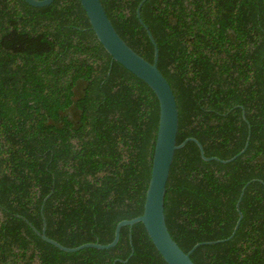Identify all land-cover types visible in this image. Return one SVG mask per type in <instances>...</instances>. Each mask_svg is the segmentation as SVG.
Segmentation results:
<instances>
[{
  "label": "trees",
  "instance_id": "obj_1",
  "mask_svg": "<svg viewBox=\"0 0 264 264\" xmlns=\"http://www.w3.org/2000/svg\"><path fill=\"white\" fill-rule=\"evenodd\" d=\"M153 59L140 0H101ZM140 16L178 107L166 224L196 264H264V0H144ZM158 100L112 59L80 0H0V264H167L142 222ZM242 191V195L241 194Z\"/></svg>",
  "mask_w": 264,
  "mask_h": 264
},
{
  "label": "water",
  "instance_id": "obj_2",
  "mask_svg": "<svg viewBox=\"0 0 264 264\" xmlns=\"http://www.w3.org/2000/svg\"><path fill=\"white\" fill-rule=\"evenodd\" d=\"M34 6H43L51 3L53 0H25ZM144 0H140L136 7V14L140 23L147 31L148 37L153 44V59L150 61L135 51L117 32L112 21L107 15L101 0H80L83 9L86 12L90 26L96 34L98 40L102 43L106 51L111 55L112 59L121 63L125 68L130 70L153 90L158 100V124L156 136L154 140L150 176L148 179L143 210L140 214L131 218H123L117 222L114 229V235L111 241L107 243L101 242H83L75 246H67L59 241L49 237L45 233V221H43L42 229L39 231L34 229L47 242L54 244L60 249L66 251H75L83 247L92 246L97 248H107L115 245L119 239L120 229L124 225H133L136 222H142L149 237L157 250L162 255L167 264H196L190 257L192 250L200 244L218 242L230 238L235 232L242 212L239 209V200L236 203L238 209V218L234 224L233 230L225 238L214 240H205L196 242L189 250L184 251L172 237L168 230L165 217L164 197L166 191V183L169 176L170 166L173 160L174 151L183 146L186 141L193 140L199 148L202 158L216 159L221 162H228L242 153L247 144L236 154L229 158H219L217 156H207L204 153L201 142L193 137H185L177 143L178 130V107L173 89L167 78L158 67V47L149 27L140 16V6ZM242 195V191L241 194Z\"/></svg>",
  "mask_w": 264,
  "mask_h": 264
}]
</instances>
